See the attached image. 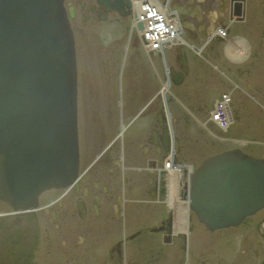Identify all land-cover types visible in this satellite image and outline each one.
Segmentation results:
<instances>
[{
	"label": "flooded vegetation",
	"instance_id": "obj_1",
	"mask_svg": "<svg viewBox=\"0 0 264 264\" xmlns=\"http://www.w3.org/2000/svg\"><path fill=\"white\" fill-rule=\"evenodd\" d=\"M67 1L75 7L71 20L75 32L126 21L114 0ZM253 3L170 0L188 36L197 42L230 21L232 10L238 7L244 9L238 22L264 35V0ZM252 57L259 59L257 52H252ZM131 90L124 95V114L142 113L144 120L152 110H159L150 109L148 103L140 109L136 104L139 97L131 96ZM161 118L159 123L151 117L146 122L152 126L153 135L141 129L133 133L131 140L116 137L111 143H100L97 134L90 136L89 144L86 139L85 149L81 148L83 178L78 190L72 188L58 197L49 196L46 202L40 201L36 210L15 211L0 200V264H232L235 260L237 264H264V219L260 222L257 218L247 221L249 234L243 235L250 248L243 249L239 257L224 249L203 252L196 246L195 251L189 248L185 254V235L172 232L168 203L159 201L168 195L163 190L167 177L158 171L164 159L160 140L171 132L165 115ZM97 194L98 210L94 208ZM78 198L84 199L86 205L84 218L78 213ZM138 208L144 209L141 216L136 214Z\"/></svg>",
	"mask_w": 264,
	"mask_h": 264
},
{
	"label": "water",
	"instance_id": "obj_2",
	"mask_svg": "<svg viewBox=\"0 0 264 264\" xmlns=\"http://www.w3.org/2000/svg\"><path fill=\"white\" fill-rule=\"evenodd\" d=\"M182 79L177 72L175 82ZM78 173L76 51L64 0H0V198L33 208L44 191L77 184ZM191 179L183 195L209 231L264 208V159L224 151Z\"/></svg>",
	"mask_w": 264,
	"mask_h": 264
},
{
	"label": "rangeland",
	"instance_id": "obj_3",
	"mask_svg": "<svg viewBox=\"0 0 264 264\" xmlns=\"http://www.w3.org/2000/svg\"><path fill=\"white\" fill-rule=\"evenodd\" d=\"M230 16L233 19L235 14L231 12ZM132 22L126 18L125 22H121L122 25L102 24L92 30H77L75 33L79 64L80 148L85 149V140L87 139L89 144L90 136L96 134L100 138V143L106 139L111 143L112 137L116 135L122 123L127 125L132 119L126 114V119L121 122L122 112L119 106L122 105L120 99L124 95L122 93H126L128 89L140 83L138 89L144 91L137 98L136 104L140 109L148 105L147 103L150 104L145 100L150 95L153 98L152 105L160 102L167 108V114L179 121L177 122L179 124L175 123L170 134L174 133L178 138L185 140H180L183 149L179 160L188 169L193 171L206 157L231 148L239 147L249 154L259 156L264 150L262 148L264 144V43H262L264 35L262 32H254L253 28L242 26V23H233L229 27L231 35L236 38V42L239 41V45L241 44L240 48L248 47L250 50L244 60L236 61L231 57L228 53L231 46L223 40L220 43L213 42L207 48L201 44L200 47L204 49L208 61L199 58L198 62L194 61L196 60L194 53L188 50L190 74L181 86L176 87L172 83L167 93L169 100L164 101L158 92H161L163 83L166 82V64L150 55L139 34L133 31ZM119 24L121 26H118ZM263 28L264 26L261 28L262 31ZM187 38L190 39L188 36ZM239 52L238 50L236 54ZM252 52H257L258 60L252 57ZM169 53L167 67L168 69L175 67L177 70L176 54L171 51L170 57ZM249 68L250 72H246ZM230 79L241 88L236 91L233 103L236 124L225 136L218 127L214 124H206V121L209 118L213 99L228 89ZM228 114L233 117L232 113ZM149 118L132 122L127 132L128 140L133 139V133L140 131L141 126L146 124ZM232 138L234 140L231 141ZM182 174L185 176L184 172ZM63 192V190L50 191L43 195L42 202H46L49 196L58 197ZM136 210L139 216L144 211L143 208ZM149 212L150 216L154 215L153 206L150 207ZM253 218L261 222L264 219V209ZM262 224L264 227V222ZM191 225L192 242L200 251L201 248H206L205 251L209 252L224 248L230 252L234 249L237 255H242L241 250L246 247L238 240L231 243L223 240L226 233L240 232L242 226L232 228L228 232L217 230L207 233L194 213Z\"/></svg>",
	"mask_w": 264,
	"mask_h": 264
},
{
	"label": "bare ground",
	"instance_id": "obj_4",
	"mask_svg": "<svg viewBox=\"0 0 264 264\" xmlns=\"http://www.w3.org/2000/svg\"><path fill=\"white\" fill-rule=\"evenodd\" d=\"M122 1L123 2H120V3L122 4L123 8H121V9L119 8V11L121 13H123L122 15L124 16V18H129V20L133 21L132 22V28L134 29L133 31L136 32L137 34H139V36L141 37V41L143 42L144 46L148 49V52L150 53V55L155 57L156 60L157 59L162 60V62L164 64H166L165 65L166 66V68H165V70H166V72H165L166 82L163 83V88H162L161 92H158V94H160V96H162L164 98V101H166V99L168 97L167 93L171 89L172 83H174V85L176 87L181 86V84H183L185 82L187 76L190 74L191 66H190V60H189V56H188L189 51L194 53L193 55L196 59L194 61L198 62L199 59H203L205 61H208V59L205 58L206 55L204 54V49L196 44L197 43L196 40H194L188 36L186 27H182L179 24V22H180L178 19L179 16H178L176 10H174V11L168 10V8H167L168 5L165 1H163V0H122ZM253 1H254L253 5H255L256 0H253ZM251 8H253V7H251ZM67 9L68 8L66 7V10ZM243 11H244V9L241 7H239V10H237V16L239 19L238 21H240L243 18ZM238 24H240V22H238ZM227 30H229L228 27L225 30H222L220 28L217 31H215L213 34L215 36V35H218L219 33L225 32ZM187 36L190 39H188ZM215 39H216V41L220 42L218 38H215ZM229 40L232 43L236 42V38L234 36H231L229 38ZM139 43H141V42H139ZM182 46H184V48H185V56L187 58L188 71L183 70L182 64L179 61L180 57H181V59H182V57H184L183 53L181 52ZM240 47H242L241 44L237 45L233 48L231 47V50L230 49L228 50L229 55L231 57L235 58L236 61L245 59L246 56L248 55L247 53L250 52L248 47H246L244 49H241ZM205 48H207V47H205ZM238 50L240 52L238 54H236ZM171 51H173L174 54H176V62L178 65L177 70L175 67H173L172 69H170V68L168 69V67H167V59L169 58L168 53L170 52L169 54L171 57L172 56ZM179 71H183L184 79H182L180 83H176L174 78L176 77L177 72H179ZM197 76H199V75H197ZM139 84H137V86H135V87H137V90H135V87L132 88V90L130 91L131 96L139 97L143 94L144 91H140V89H138ZM213 91H214V89H213ZM226 92H227V90L224 92H221L220 94H218V96L216 98L213 99L211 109L209 110V118L206 121V124L210 123V125L214 124L215 127H218L219 130L222 132V134H224L225 136L229 134L232 127L236 124V118L234 115L235 112H233V103H234L236 94H234L233 96H227ZM152 99L153 98L150 95H148L145 100L150 102V104H151V105H149L150 109L157 107L159 110L157 112H154V110H152V112H151L152 115H149V116L152 119H154L155 122L159 123V121L162 119L161 118L162 115H165V117L168 121V124L172 127L171 132H170V133H172V129L175 126V123L179 124V123H177L179 121L177 119L174 120L173 116L168 115L167 114V108L165 106L161 105L160 102H159V104L157 102L156 105H152V102H153ZM167 100H169V99H167ZM201 100H203L202 96H201ZM205 104L208 105V103H205ZM227 112L232 113L233 117L231 118L230 114H228ZM125 117H126V114H123L122 118L124 119ZM222 117H225V119H223ZM122 122H123V120H122ZM130 123H132V122H130ZM149 123H151V122H149ZM141 127H142V130L144 132L147 130V132L149 134L153 135L151 125H148L146 123V124L142 125ZM154 135H155V138L158 139V135L156 133H154ZM180 140L185 141L184 139L178 138L176 135H174V133H173V135L169 134L165 138H161V140H160V142L162 141L160 143V147H161V151H162V157L169 158L168 163L164 159H163V162L161 163L162 165L165 166L164 168L168 171V178L166 181V185L168 188L164 184V189H163L165 191V193L166 192L168 193V195H166V194L163 195V198L168 199L167 203H169L170 206L175 207L176 213L177 214L180 213V215H181V218H179L177 216V214L175 213V209H173V208H171V210H168L169 217H170L171 221L173 222L172 232L174 234L183 233L185 235L184 236L185 242H184L183 248L186 250L185 254L188 255L189 252L187 249L190 248V249H194V251H195V249L197 247L195 248V244L192 242L193 240L191 238V236H192L191 234L193 232V227L191 224H189V219H190L189 218L190 217V209H189V204H188L189 198L185 197L183 194L188 193V189L190 187V182L192 180L190 178V175L193 176V174L196 172L198 167L196 169H194L193 171H191L190 169H188V167H185L184 165L179 164V166H177L179 155H181L182 149H183L182 148V142ZM232 140H234V139L232 138L231 141ZM167 148H168V150L165 153V150ZM262 148H264V144H263ZM235 149H238V150L242 151L244 154L250 155L254 158L264 159V150H262V152L259 156L249 154L239 147L227 149L225 151L235 150ZM219 153H221V152H219ZM186 169H188V172H186V175H185L187 177L183 176V174H182V172H184V170H186ZM181 170H183V171H181ZM76 189L78 190L77 187H76ZM36 209L37 208H33L32 210H36ZM255 215H253V217ZM253 217L251 215L247 216L243 220L241 225L225 226V227H221V228H218V229L212 230V231L215 232L217 230H220V231L226 230V232H228L232 228H239L242 226V228H240V232L232 231V232L226 233V237L223 240L226 241V243H231L234 240H238L241 244H244L246 246L244 249H249L250 247L248 245V241H246V238L244 236L249 234V232H248L249 224L247 221H249L248 219H250V218H252L250 220H253L254 219ZM192 221H193V212L191 213V222ZM199 223L202 224V226H204V228H208L206 223L201 222L200 220H199ZM243 234H246V235H243ZM250 243H251V241H250ZM251 245H252V243H251ZM202 247H204V245H202ZM253 247H255V246L252 245V248ZM205 250H206V248H204V249L201 248V251H205ZM224 250L229 251L228 249H224ZM194 251L192 250V253H194ZM229 253L231 255H234L235 257L240 256V255H237L235 253L234 249H233V252L229 251ZM242 254H243V252H242ZM196 264H198V263L196 262ZM232 264H237V260L233 261Z\"/></svg>",
	"mask_w": 264,
	"mask_h": 264
},
{
	"label": "built area",
	"instance_id": "obj_5",
	"mask_svg": "<svg viewBox=\"0 0 264 264\" xmlns=\"http://www.w3.org/2000/svg\"><path fill=\"white\" fill-rule=\"evenodd\" d=\"M164 24V23H163ZM165 26V25H164Z\"/></svg>",
	"mask_w": 264,
	"mask_h": 264
}]
</instances>
